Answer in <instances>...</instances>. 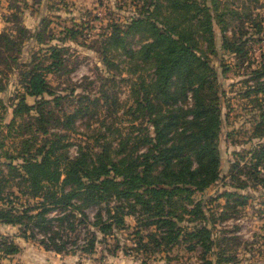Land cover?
Returning <instances> with one entry per match:
<instances>
[{
  "label": "trees",
  "instance_id": "obj_1",
  "mask_svg": "<svg viewBox=\"0 0 264 264\" xmlns=\"http://www.w3.org/2000/svg\"><path fill=\"white\" fill-rule=\"evenodd\" d=\"M10 1L16 2L10 4V10L23 8L17 3L24 0ZM210 1L208 5L207 0H140L139 5L138 0V11L124 25L126 29L115 28L111 39L112 44L123 48L129 33L139 31L144 38L135 49L127 46L123 54L140 58L148 67L150 82L139 102H144L141 108L149 110L153 132L139 126L130 136L96 140L94 149L77 143L74 155L65 154L67 151L56 153L65 136L59 132L34 153L29 151V139L23 138V150L17 157L8 154L5 161L0 159V223L17 225L20 236L35 240L45 250L81 256L94 254L100 242L108 253L116 251L120 246L118 232L129 227L126 218L130 216L135 220L136 252H147L149 242L161 244L174 239L179 243L185 232L189 247L203 248L201 261L196 264H216L207 256L213 239L205 210L199 202L192 207L184 203L189 200L188 204H192V194L203 191L219 177V97L216 91L204 92L207 83L212 84L210 77L215 78V72L198 44V39H202L207 48H213V20L223 21L218 11L221 1ZM190 8L193 13L188 16ZM189 18H196V27L195 23L186 22ZM11 20L14 29L0 31V59L9 67L17 58L10 52L19 53L24 41L41 44L45 40L41 27L30 30L14 12ZM223 38V47L232 49L227 35ZM62 50L63 46L48 45V65L43 67V61L34 59L25 65L20 80L23 92L13 107L14 117L9 125L23 114L31 115L33 110L38 114L34 117L39 122L36 129L48 133L41 105L49 100L40 98L52 94L47 72L52 66L56 71L64 63ZM102 58L108 66L109 56L103 54ZM257 70L258 76H264V61ZM138 78L142 80L141 75ZM3 88L0 79V91ZM27 96L35 98L34 104L26 101ZM94 100L98 99L90 101ZM84 107L87 106L73 113L64 112L65 125L72 126L76 114L84 115ZM54 119L57 125L62 124L60 115ZM34 125L29 122L28 129ZM255 158L254 168L263 164L264 151L258 150ZM178 203L182 205L180 210L173 209ZM185 214L190 215L187 221H195L193 215L199 220L191 230L182 229ZM152 225L156 230L144 236L141 230ZM109 238L114 239V245H110ZM18 251V244L10 236H0V256L8 257Z\"/></svg>",
  "mask_w": 264,
  "mask_h": 264
},
{
  "label": "rangeland",
  "instance_id": "obj_2",
  "mask_svg": "<svg viewBox=\"0 0 264 264\" xmlns=\"http://www.w3.org/2000/svg\"><path fill=\"white\" fill-rule=\"evenodd\" d=\"M220 1L218 11L222 13L223 21L213 20V48H207L194 34L204 58L215 72V78L210 77L212 84L207 83L204 92L216 91L219 97V177L203 191H195L191 196L192 204H188L189 200L184 203L192 207L199 202L205 210L206 224L211 228L213 239L207 256L216 264H264V160L262 165L254 168L256 152L264 151V76H258L257 72L264 61V0ZM137 2L26 0L17 3L22 9L10 10V4L16 2L3 1L0 10L2 19L8 21L4 27L7 31L14 29L11 20L14 12L21 24L30 30L41 27L45 40L41 44L26 40L19 53L10 52L17 57L11 67L0 59V79L4 87L0 91L1 161L6 160L5 155L17 157L22 152L23 138L29 139L27 146L34 153L37 147L49 143L55 138L54 133L59 132L65 136L56 153L67 151L65 154L74 155L77 143L94 149L96 140H117L124 134L130 136L139 126L153 132L148 120L149 110L141 108L144 102H139L150 82L148 67L140 58L123 54L127 46L135 49L144 38L139 31L125 34L123 48L120 44H112L111 39L115 28L126 29L124 25L138 11ZM206 3L210 5L211 1ZM192 13L193 8H190L187 15ZM186 22H193L196 27V18ZM224 34L232 43V49L223 47ZM53 44L63 46L61 55L65 61L56 71L53 66L48 69L52 94L40 98L49 100L41 105L48 133L36 129L39 122L34 117L38 114L33 110L31 115L23 114L16 118L14 125H9L14 117L13 107L23 92L20 80L25 65L33 59L43 61V67L48 65L46 49ZM238 46L240 50H235ZM199 52L196 50L197 54ZM103 54L109 56L108 66L103 61ZM96 98L94 103L90 101ZM26 101L34 104L35 98L27 96ZM85 105L87 107L81 108L85 114H76L72 126L65 125L63 113H73ZM55 115H60L62 124H56ZM29 122L35 124L32 130L28 129ZM146 130L143 128L144 133ZM12 189L17 191L15 186ZM7 190L5 188L3 193ZM224 191L231 194L226 196ZM180 207L182 205L178 203L173 209L180 210ZM189 217L185 214L181 221L183 230H191L199 223L194 215L195 221H187ZM126 221L129 227L118 232L120 246L116 251L108 253L105 244L100 242L94 254L81 256L45 250L35 240L20 236L17 225L0 223V236H10L19 246L17 253L0 256V264H196L201 261L203 248L200 245L189 247L185 232L179 237V243L174 239H166L161 244L149 242L147 252H136L133 247L135 220L129 216ZM155 230L152 225L141 231L147 236ZM109 242L111 246L115 244L113 238H109Z\"/></svg>",
  "mask_w": 264,
  "mask_h": 264
},
{
  "label": "crops",
  "instance_id": "obj_3",
  "mask_svg": "<svg viewBox=\"0 0 264 264\" xmlns=\"http://www.w3.org/2000/svg\"><path fill=\"white\" fill-rule=\"evenodd\" d=\"M3 1L4 0H0V9H1V5L3 4ZM19 1H22V0H19ZM24 1H26V0H24ZM5 23H7V21L2 19V13H1V10H0V31L4 29Z\"/></svg>",
  "mask_w": 264,
  "mask_h": 264
}]
</instances>
